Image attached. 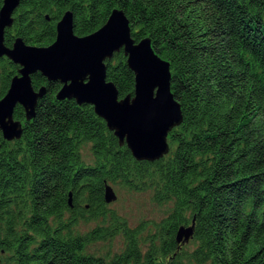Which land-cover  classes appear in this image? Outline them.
I'll return each instance as SVG.
<instances>
[{"label":"trees","instance_id":"obj_1","mask_svg":"<svg viewBox=\"0 0 264 264\" xmlns=\"http://www.w3.org/2000/svg\"><path fill=\"white\" fill-rule=\"evenodd\" d=\"M116 7L134 38L149 36L170 61L183 111L168 136L172 148L159 159L135 158L91 104L57 99L60 82L34 73V87H47L35 116L27 120L18 105L21 138L0 132V264H106L85 248L117 234L124 248L107 264H264V0H21L14 24L27 43L44 46L66 10L83 36ZM106 64L120 97L134 93L124 50ZM0 66L2 98L16 65L4 57ZM106 183L152 189L172 208L151 229L132 227L109 208ZM80 220L101 223L80 233ZM193 220L185 247L177 231Z\"/></svg>","mask_w":264,"mask_h":264},{"label":"water","instance_id":"obj_2","mask_svg":"<svg viewBox=\"0 0 264 264\" xmlns=\"http://www.w3.org/2000/svg\"><path fill=\"white\" fill-rule=\"evenodd\" d=\"M20 0H4L0 9V57L7 56L20 65L7 93L0 98V130L7 140L21 138L23 123L15 119V107L23 106L26 119L35 116L36 107L47 87L36 89L32 75L41 72L51 81H59V100L75 99L91 104L95 112L114 131L121 144H127L135 158L155 160L169 153V133L183 121L181 103L171 88V64L154 49L147 36L136 40L130 19L122 8L112 10L96 31L79 36L73 28V12L68 9L58 20L56 39L49 45L28 44L17 37L13 46L4 43L5 29L13 24L14 10ZM124 50L127 63L135 73V90L120 97L116 84L107 79L106 60ZM105 200L117 199L113 186L105 184ZM73 205V193L69 192ZM182 225L177 241H189L194 224Z\"/></svg>","mask_w":264,"mask_h":264},{"label":"rangeland","instance_id":"obj_3","mask_svg":"<svg viewBox=\"0 0 264 264\" xmlns=\"http://www.w3.org/2000/svg\"><path fill=\"white\" fill-rule=\"evenodd\" d=\"M15 139L9 141H13ZM168 142L170 147L169 149H171L172 144L170 142L169 137ZM82 156L85 162L89 163L93 161V153L90 144L83 145ZM112 186L117 194V199H114L109 202V208L125 217L129 225L132 227L145 226V224H147L148 228L151 229V227L153 226L148 224V222L160 221L162 218L168 215L172 208L171 203H160L155 201L152 189L137 191L124 188L115 184H112ZM99 223L101 222H96L93 220H80L79 223L76 225L75 230L80 233H85L90 231ZM143 237H145V233H143ZM183 245L185 247H192L191 241H186L183 243ZM123 248V236L121 234H117L112 239L90 242L87 244L85 250L87 253H92L98 257H102L103 261L107 264L110 263L111 259L116 254L120 253Z\"/></svg>","mask_w":264,"mask_h":264},{"label":"flooded vegetation","instance_id":"obj_4","mask_svg":"<svg viewBox=\"0 0 264 264\" xmlns=\"http://www.w3.org/2000/svg\"><path fill=\"white\" fill-rule=\"evenodd\" d=\"M0 9H1V7H2V5H3V3H4V0H0ZM20 4H21V0H20V2H19V4H18V6L16 7V9L14 10V12H13V15H12V17L14 18V20H15V15H16V13L18 12V10H19V8H20ZM46 17L47 18H49L47 15H46ZM13 22H15V21H13ZM8 31V33H9V40L7 41L6 40V32ZM17 37H19V35H17V32H16V25L13 23L11 26H7L6 27V29H5V35H4V43H5V45H7V46H9V47H11V46H13V44H14V41H15V39L17 38ZM21 37V36H20ZM27 43V42H26ZM29 44V43H28ZM4 57H7V56H1L0 57V59L1 58H4ZM8 58V57H7ZM9 60L10 61H12L10 58H9ZM15 65H16V72L13 74V76L14 75H16V74H19V68H20V65L19 64H17V63H15L14 61H12ZM2 72H3V70H2V68H1V66H0V91H1V89H2V86H3V81H2ZM13 76L11 77V79H10V82L8 83V86H7V88L5 89V92L7 93V91H8V89H9V87H10V84H11V81H12V78H13ZM61 84V83H60ZM34 86V85H33ZM5 93V94H6ZM18 105H20V104H18ZM17 105V106H18ZM16 106V107H17ZM20 106H22V105H20ZM15 107V108H16ZM23 107V106H22ZM15 117V116H14ZM15 119H17V118H15ZM20 120V119H19ZM22 121V120H21ZM22 123H23V127H24V123H25V121H22ZM0 132H1V134H2V131L0 130ZM3 135V134H2Z\"/></svg>","mask_w":264,"mask_h":264},{"label":"bare ground","instance_id":"obj_5","mask_svg":"<svg viewBox=\"0 0 264 264\" xmlns=\"http://www.w3.org/2000/svg\"><path fill=\"white\" fill-rule=\"evenodd\" d=\"M18 64V63H17Z\"/></svg>","mask_w":264,"mask_h":264}]
</instances>
